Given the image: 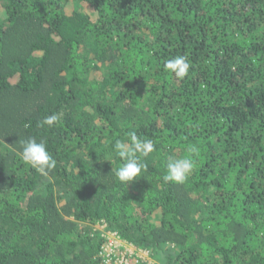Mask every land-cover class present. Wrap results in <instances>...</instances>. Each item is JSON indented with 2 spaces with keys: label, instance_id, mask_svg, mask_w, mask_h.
Here are the masks:
<instances>
[{
  "label": "trees",
  "instance_id": "1",
  "mask_svg": "<svg viewBox=\"0 0 264 264\" xmlns=\"http://www.w3.org/2000/svg\"><path fill=\"white\" fill-rule=\"evenodd\" d=\"M132 134L154 148L127 185ZM99 221L151 252L133 264H264V0H0V264H105Z\"/></svg>",
  "mask_w": 264,
  "mask_h": 264
},
{
  "label": "clouds",
  "instance_id": "2",
  "mask_svg": "<svg viewBox=\"0 0 264 264\" xmlns=\"http://www.w3.org/2000/svg\"><path fill=\"white\" fill-rule=\"evenodd\" d=\"M189 63L183 56L168 60L165 63V69L174 73L176 77L183 78L188 70ZM57 115L47 116L41 126H52L58 121ZM130 142L117 140L114 145L116 155L123 161V166L116 169L115 175L121 183L129 184L139 179L146 165L142 162V157H147L154 148L151 140L138 139L135 134L130 135ZM22 147L21 158L23 161L36 169L42 175L55 168L56 161L47 149V145L43 140L37 141L34 137L21 140ZM188 155L183 158H177L175 155L169 156L167 160V171L163 176L164 182L185 183L192 175L197 165L194 157H199L200 149L196 145H190L187 148ZM107 160V159H106ZM111 162V160H108ZM112 163V162H111Z\"/></svg>",
  "mask_w": 264,
  "mask_h": 264
},
{
  "label": "built area",
  "instance_id": "3",
  "mask_svg": "<svg viewBox=\"0 0 264 264\" xmlns=\"http://www.w3.org/2000/svg\"><path fill=\"white\" fill-rule=\"evenodd\" d=\"M95 226L102 230L106 238V244L101 251L105 264H133L138 263L139 259L145 261L152 259L149 250L138 248L131 242L119 238L117 232L107 230L105 221H99Z\"/></svg>",
  "mask_w": 264,
  "mask_h": 264
}]
</instances>
